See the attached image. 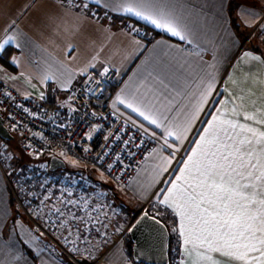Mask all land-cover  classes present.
Here are the masks:
<instances>
[{
	"label": "crops",
	"instance_id": "0c3cea01",
	"mask_svg": "<svg viewBox=\"0 0 264 264\" xmlns=\"http://www.w3.org/2000/svg\"><path fill=\"white\" fill-rule=\"evenodd\" d=\"M244 1L259 0H175L194 36L195 42L188 44L115 10L112 0L107 7L103 0L99 5L95 0H0V41L6 35L18 33L15 43L5 45V51L0 53V78L22 94L52 106L63 119L71 109L70 91L82 86L90 75L108 68L114 71L113 83L117 85L111 96L112 103L122 89L134 95L145 94L151 89L161 94L160 102L165 107L171 102L166 112L169 119L180 121L184 112L197 102L200 79L213 74L215 83L209 102L202 106L183 143L168 137L170 144L183 151L182 158L175 157L168 165V171L155 179L154 169L162 162L161 158L169 156L173 150L162 148L163 129L156 128L125 105H115L117 110L159 139L130 180L116 185L136 202H154L165 207L158 204L157 194L169 186L168 181L175 179L182 167L178 162L195 147L193 141L199 139L217 108H223L230 116L235 97L237 111L241 114L233 118L249 124L253 122L243 120L245 112L256 113L259 119L260 112L264 111V63L244 56L245 52H250L264 60V52L258 49L257 43L248 46L250 37L241 33L246 20L237 5L244 7ZM85 3L87 8L83 7ZM13 21L15 27H10ZM129 25L155 30L160 36L150 40V34L145 39L132 32ZM161 40L182 51L177 53L156 47L157 41ZM13 58L17 63L12 62ZM69 71L74 75L65 86L63 81ZM46 76L51 78L45 79ZM161 80L163 84L159 83ZM57 187L61 188L60 185ZM57 195H61L58 189L54 190L53 198ZM20 210L13 202L7 175L0 163V264H75L67 253L48 246L28 214L20 213ZM172 214L178 230L179 217ZM85 237L88 243L90 239L86 234ZM179 238V264L181 261L193 264L198 258L195 254L191 257L184 254L183 240L180 235ZM125 240L111 241L104 236L99 244L102 251L98 254L99 257L106 254L103 262L135 264ZM215 255L222 264H230L228 258ZM78 256L91 260L88 253L80 251Z\"/></svg>",
	"mask_w": 264,
	"mask_h": 264
},
{
	"label": "snow or ice",
	"instance_id": "6c2138e0",
	"mask_svg": "<svg viewBox=\"0 0 264 264\" xmlns=\"http://www.w3.org/2000/svg\"><path fill=\"white\" fill-rule=\"evenodd\" d=\"M95 2L99 5L102 0ZM103 2L107 7L110 0ZM112 2L115 4V10L123 14L144 21L180 41L188 44L195 42L193 33L178 11L175 0ZM83 7L87 8L88 4L85 3ZM237 7L244 15H256L241 5ZM10 27H15V21ZM129 29L132 32L139 31L133 25H129ZM260 29L264 32V24L260 25ZM17 35L18 33L6 35L0 41V53L5 51V45L15 43ZM156 47L177 53L182 51L162 40L157 41ZM244 56L264 63L259 55L245 52ZM12 62L17 63L15 58ZM107 72L108 68H105L100 75L103 76ZM73 75L71 71L68 72L63 81L65 86L71 82ZM159 83L164 82L161 80ZM214 83L215 76L211 73L207 74V78L200 79L197 85V102L184 112L180 121L169 119L166 112L171 102H168L169 107H165L160 102L161 94L151 89L139 95L122 89L121 94L113 101V107L116 104L125 105L156 128L163 129L165 135L162 148L173 150L169 156L161 158L162 162L154 169V179L168 171V165L180 151L179 147L169 143L168 137H174L176 141L183 143L202 106L209 102ZM43 98L41 93V99ZM235 101L234 97L230 116L223 108L216 109V114L207 121V127L199 134V139L193 141L195 147L191 148L186 158L178 162L182 167L179 168L175 179L168 181L169 186L157 194L158 204L171 209L179 217L178 231L183 240L184 254L188 257L195 254L198 258L193 264H222L215 254L228 258L230 264H264V111L260 112L259 119L256 113L243 114L244 121H252L261 127L241 123L233 118L241 114L237 111ZM95 131L97 128H93L86 139H92V133ZM116 139H120L119 135ZM88 150L84 149L85 152ZM59 155L65 157L67 154L65 150H61ZM71 163L76 167L80 161L74 159ZM111 168L112 165H108L109 171ZM65 203L75 205L77 202L69 200ZM53 211L64 216L61 208H54ZM69 219L83 220L74 214L70 215ZM67 224V220L61 221L60 226L66 227ZM72 251L77 252L78 249L74 248ZM181 264H184V261H181Z\"/></svg>",
	"mask_w": 264,
	"mask_h": 264
},
{
	"label": "built area",
	"instance_id": "2783aa9c",
	"mask_svg": "<svg viewBox=\"0 0 264 264\" xmlns=\"http://www.w3.org/2000/svg\"><path fill=\"white\" fill-rule=\"evenodd\" d=\"M137 29L139 31L136 34L143 36L144 29ZM149 39H153V36ZM114 76L112 70H108L103 76L100 73L92 74L82 86L73 88L69 93L71 109L63 119L57 116L52 106L33 96L22 94L0 78V110L5 124L19 137L22 147L35 156H60V151L65 150L69 157L79 160L81 165L94 167L108 181L114 184L127 183L159 139L156 134L113 107L106 89L113 83ZM93 128H97V131L92 133V139H86ZM117 135L119 140L116 139ZM86 148L89 149L87 152L84 151ZM182 152L176 153V159L182 156ZM110 164L112 168L109 171ZM68 181L73 186L78 184L77 188L81 189L79 176H73ZM15 196L17 197L16 193ZM149 204L150 202L145 205L146 210ZM21 208L28 214L44 242L67 253L75 264L103 262L106 254L94 261L83 263L65 248L63 242L56 237L57 232L51 235L43 226L42 219L26 210L22 204ZM55 221L50 217L48 222L52 225ZM131 223L125 235L129 234Z\"/></svg>",
	"mask_w": 264,
	"mask_h": 264
},
{
	"label": "rangeland",
	"instance_id": "374dc122",
	"mask_svg": "<svg viewBox=\"0 0 264 264\" xmlns=\"http://www.w3.org/2000/svg\"><path fill=\"white\" fill-rule=\"evenodd\" d=\"M244 4L245 5L243 8L248 9L256 15L255 17L248 15L244 16L246 21L245 24H242L241 26V33L243 34V36L247 35L248 37H250V41H247L248 46H253V44L257 43L258 49L264 52V32H262L260 29V25L264 24V0H259L253 3L244 1ZM249 24H251L252 26L249 27ZM139 28L141 29L142 27L140 26ZM13 134L14 139L12 140L4 141L2 138H0V163L5 169L11 192L14 194L15 192L19 193L18 179L20 177H25L29 182H31L32 179H34L35 181L37 180L34 185H22L21 187L22 195L20 196L19 200L24 202L26 205L27 203H29L28 196H32L27 195V193L37 196V183L40 182V179L38 180L37 177L34 178V176L38 171L41 173H39V175L41 176L44 174L46 168V170L50 172L56 171V175H59L63 172H65L66 174L82 173L81 177L79 176L81 179V189L77 188L78 184H75V186L71 185L70 190L68 188L67 196L71 199L73 198V200L77 202L75 205L65 203V195L62 192L61 197L57 195L58 197L53 198V190L50 188L53 187L52 184L54 183L60 185L61 180H58L56 178L48 179L49 177H44L51 186L49 189L52 196L49 198H53V201H55L57 204L52 208H50L49 206L45 207V204H43L44 209H42L40 213L35 212L34 215L43 220H41L43 226L51 235L54 233L50 229L51 225H48L46 223V219L44 220V218L42 217L46 213H48V216L51 215L55 218H58L57 223L59 226L61 224V221H68L67 226H60L59 231H57L56 234V237L63 243L67 238V240L71 243L74 241L79 246H81L83 241H87L85 234L89 237L90 240L88 241V247L86 248V250L89 249L92 251L91 257H88L91 259H88L89 261H94L99 257L98 254L102 251V245L100 246L99 244L103 242L102 238L104 236H107L108 240L111 241L113 239H120L119 242H121L125 239L126 229L133 221L135 215H137V212H140L141 208L145 207V203L141 204L129 198L125 194L124 190H122V187H119L118 185L110 181H105L100 176L101 174L96 171L94 167H86L84 165H81V163L79 164V166L74 167L71 163V161L74 159H72L68 155H66L65 157L60 156L66 162V168H59L55 171L49 170L48 164L53 155H33L22 147L19 137L15 133ZM182 156L179 158H182ZM48 199H46V201ZM78 201L81 202V204ZM54 208H61L64 212V216H60L54 213ZM79 209L82 210L81 213L78 212ZM21 212L22 209L20 210V213ZM72 214H74L76 217H82L83 220L69 219L70 215ZM78 224H81V226ZM69 229L71 230V235H69ZM68 249L73 253L71 247H69ZM95 254H97L98 256ZM106 262L107 261L105 260L101 264H106Z\"/></svg>",
	"mask_w": 264,
	"mask_h": 264
},
{
	"label": "trees",
	"instance_id": "16d2710c",
	"mask_svg": "<svg viewBox=\"0 0 264 264\" xmlns=\"http://www.w3.org/2000/svg\"><path fill=\"white\" fill-rule=\"evenodd\" d=\"M142 28L144 29V35L141 36V37H143L145 39H147L150 34H152L153 37L160 36V33L157 32V31H155V30L146 29L145 27H142ZM150 40H152V39H150ZM116 87H117V85L115 83H111L110 85H108V87L106 89L107 96L111 97L112 94L114 93ZM46 169H45L44 174L42 176L39 175V173H40L39 171L34 176V178L37 177L38 180L40 179V182L37 183V185H38V187H37L38 190L36 191L37 192V196H35L34 194L27 193V195H32V196H28L29 203H27V205L24 202H22L21 200H19L20 196L22 195L21 187H22V185H24V186H30L31 184L34 185L37 182V180L35 181L34 179H32V181L29 182L28 180H26L25 177H20L18 179L19 193L18 192H15L16 195H17V197H18V199L15 196V194L12 193V195H13V202L16 203L17 208L22 209L21 208V204H22V206L26 210H28L30 213L34 214L35 212L40 213L41 210L44 209L43 208V204H45V207H48L49 206L50 208L56 206L57 203L55 201H53V198H49V197H51L53 195V194L51 195L50 189H52L53 192H54V190L57 191V189H58L57 183L52 184L53 187L50 188L51 187L50 184L48 183V181L44 177H49L48 179H50V178H52V179L56 178L58 180H61L60 186L61 185L62 186H61L60 189H58V191L62 192L65 195V196L63 195L65 197V201L73 200V198L71 199V198H69L67 196L68 188L70 190V186H71V183L68 180L71 177H73V176H76V177H77V175L80 176L82 173H72V174L68 173V174H66L65 172H63V173H61L59 175H56V171L55 172H50V171H48ZM33 188H34V186H33ZM31 190H32V188H31ZM46 196L49 198L47 201L45 199ZM60 197H61V195H60ZM79 203L81 204V202H79ZM147 211L150 214L155 215L156 217H158L160 220H162L167 225V227L169 229V232H170V248H169L170 264H179V258H180L179 257L180 256V238H179V233H178L177 226H176V218H175V216L172 214V212L170 210L166 209L165 207H160L158 205H154V203L153 204L150 203L148 205ZM79 212L81 213L82 210L79 209ZM138 213L139 212H137V214ZM52 214H53V211H52ZM42 217L44 218V220L46 219V223L49 221V218L50 217L53 218V219H55L56 221L50 226V229L54 233L57 232V231H59L60 226L57 223L58 218L52 217L51 215L48 216V213L44 214ZM48 225H49V222H48ZM78 225L81 226V224H78ZM82 233H83V230H82ZM128 235L129 234H127L126 237ZM125 243L127 245L128 254L131 257V259L133 260L132 251L128 248V242L126 240H125ZM63 244H64V246L67 249L69 247H71L72 249H74V248L75 249H78V251L77 252H73V254L76 255L79 259H81L83 263H88L89 262V260H86L85 257L78 256L80 254V251L81 252L84 251L85 253H88L89 256H91L92 251L89 250V249L86 250V248L88 247L87 246L88 243L86 241H83L82 245L79 246L76 242L73 241L71 243L70 241H68L67 239H65ZM101 249H102V247H101ZM95 255H97V254H95ZM135 264H137V263H135Z\"/></svg>",
	"mask_w": 264,
	"mask_h": 264
},
{
	"label": "water",
	"instance_id": "95a60500",
	"mask_svg": "<svg viewBox=\"0 0 264 264\" xmlns=\"http://www.w3.org/2000/svg\"><path fill=\"white\" fill-rule=\"evenodd\" d=\"M0 138L14 139V134L5 124V118L0 110ZM66 168V162L54 155L49 162V170ZM147 213V215H145ZM158 221V223H157ZM128 248L137 264H170V232L167 225L145 208L133 219L129 235L126 237Z\"/></svg>",
	"mask_w": 264,
	"mask_h": 264
}]
</instances>
